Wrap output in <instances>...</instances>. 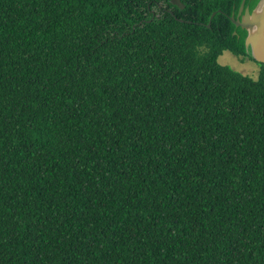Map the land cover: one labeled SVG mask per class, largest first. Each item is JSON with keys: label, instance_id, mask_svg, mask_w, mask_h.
Instances as JSON below:
<instances>
[{"label": "trees", "instance_id": "16d2710c", "mask_svg": "<svg viewBox=\"0 0 264 264\" xmlns=\"http://www.w3.org/2000/svg\"><path fill=\"white\" fill-rule=\"evenodd\" d=\"M242 2L0 0V264H264Z\"/></svg>", "mask_w": 264, "mask_h": 264}, {"label": "water", "instance_id": "95a60500", "mask_svg": "<svg viewBox=\"0 0 264 264\" xmlns=\"http://www.w3.org/2000/svg\"><path fill=\"white\" fill-rule=\"evenodd\" d=\"M245 2L246 0H243L240 12H242ZM171 3L180 9L185 7L181 0H171ZM216 14L214 13L211 19ZM231 20L236 26H240L248 32L245 41L247 52L256 62L264 64V0L259 2L252 13L247 10L242 21L235 20L234 17ZM211 23L208 27H211Z\"/></svg>", "mask_w": 264, "mask_h": 264}, {"label": "rangeland", "instance_id": "374dc122", "mask_svg": "<svg viewBox=\"0 0 264 264\" xmlns=\"http://www.w3.org/2000/svg\"><path fill=\"white\" fill-rule=\"evenodd\" d=\"M240 61L241 60L238 57L230 52H225L219 59L220 64L230 66L232 69L243 75L257 79L260 71L259 63L250 58L245 59L244 62Z\"/></svg>", "mask_w": 264, "mask_h": 264}, {"label": "flooded vegetation", "instance_id": "af4514ba", "mask_svg": "<svg viewBox=\"0 0 264 264\" xmlns=\"http://www.w3.org/2000/svg\"><path fill=\"white\" fill-rule=\"evenodd\" d=\"M182 1V0H181ZM242 4V3H241ZM259 3H257V5H258ZM257 5L255 6V7H253V6H251V4H247L246 2H245V4H244V8H243V10H242V12H240L241 11V5H240V7H239V9L237 10V13L234 11L233 12V14H232V17H234V19L235 20H241L242 21V19H243V17H244V15L246 14V11L247 10H249V12L250 13H252L254 10H255V8L257 7ZM185 6V5H184ZM235 8V7H234ZM184 9H185V7H184ZM214 13H216V12H214ZM231 17V18H232ZM232 21V20H231ZM235 27L237 28V29H240V30H244L242 27H240V26H236L235 25ZM246 31V30H245ZM239 33V30H237V31H235L233 34L234 35H237ZM247 35H248V32H247ZM246 38H247V36H246ZM246 38H245V41H246ZM242 62H244L245 60H243V58H239ZM240 61V62H241Z\"/></svg>", "mask_w": 264, "mask_h": 264}]
</instances>
